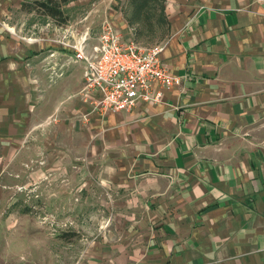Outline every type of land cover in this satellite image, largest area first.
Segmentation results:
<instances>
[{
    "label": "crops",
    "instance_id": "0c3cea01",
    "mask_svg": "<svg viewBox=\"0 0 264 264\" xmlns=\"http://www.w3.org/2000/svg\"><path fill=\"white\" fill-rule=\"evenodd\" d=\"M21 1L0 0V171L72 164L83 192L106 195L109 209L121 195L150 230L97 242L81 264H264V0H166L159 57L180 84L103 114L80 99L71 46L86 31L94 42L97 11L134 40L124 0H95L61 27H38Z\"/></svg>",
    "mask_w": 264,
    "mask_h": 264
},
{
    "label": "rangeland",
    "instance_id": "374dc122",
    "mask_svg": "<svg viewBox=\"0 0 264 264\" xmlns=\"http://www.w3.org/2000/svg\"><path fill=\"white\" fill-rule=\"evenodd\" d=\"M93 1L70 0L64 6L68 23L83 18ZM158 4L156 10L136 17L131 0L121 3L124 19L137 22L134 40L141 46L159 44L167 31V25L158 21L164 16L161 7L165 8L166 0ZM101 20L98 11L87 19L92 38L99 33ZM46 22L37 15L38 27ZM35 165L34 160L12 162L0 171V264H81L97 242L113 244L132 236L127 243H133L149 233L146 226L133 222L132 217L141 213H127L120 205L121 195L114 196L117 208L109 209L104 205L109 202L106 195L92 189L83 192L81 182L73 178L72 164L67 171L55 166L56 173L45 166L37 173Z\"/></svg>",
    "mask_w": 264,
    "mask_h": 264
},
{
    "label": "built area",
    "instance_id": "2783aa9c",
    "mask_svg": "<svg viewBox=\"0 0 264 264\" xmlns=\"http://www.w3.org/2000/svg\"><path fill=\"white\" fill-rule=\"evenodd\" d=\"M88 40L86 31L71 46L70 58L83 65L79 96L87 103L88 114L130 110L138 100L155 103L161 93L153 89L154 84L165 88L180 84V78L170 75L162 65L160 44L144 47L134 40H123L107 19L101 22L94 42L89 44Z\"/></svg>",
    "mask_w": 264,
    "mask_h": 264
},
{
    "label": "trees",
    "instance_id": "16d2710c",
    "mask_svg": "<svg viewBox=\"0 0 264 264\" xmlns=\"http://www.w3.org/2000/svg\"><path fill=\"white\" fill-rule=\"evenodd\" d=\"M70 0H22L21 10L32 12L44 18L51 20L57 26L67 24L69 18L65 13L64 6ZM135 9V16L139 17L141 13L148 14L150 10H156L159 0H131ZM164 15V7H161ZM159 21L164 19L158 18ZM129 22H133L131 19Z\"/></svg>",
    "mask_w": 264,
    "mask_h": 264
}]
</instances>
